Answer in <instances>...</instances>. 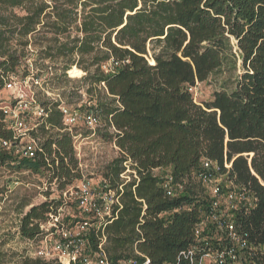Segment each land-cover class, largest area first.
<instances>
[{
	"label": "trees",
	"instance_id": "16d2710c",
	"mask_svg": "<svg viewBox=\"0 0 264 264\" xmlns=\"http://www.w3.org/2000/svg\"><path fill=\"white\" fill-rule=\"evenodd\" d=\"M32 46L40 59L63 60L60 78L77 67L87 93L103 90L101 136L119 149L102 173L119 203L95 220L85 252L98 251L103 232L112 264H196L184 253L211 207L197 176L209 159L256 198L233 217L264 264V0H0V88ZM110 63L118 65L106 72ZM211 78L212 98L197 102L190 89ZM39 104L47 116L30 134L40 149L27 158L0 143V167L45 175L63 193L82 178L73 136L62 131L59 101ZM14 135L1 110L0 141ZM157 169L182 185L178 196L166 194ZM65 204L61 194L31 206L18 234L40 241L49 234L42 225ZM83 219L63 217L67 227ZM214 231L208 222L202 235ZM20 264L60 263L25 254Z\"/></svg>",
	"mask_w": 264,
	"mask_h": 264
},
{
	"label": "built area",
	"instance_id": "2783aa9c",
	"mask_svg": "<svg viewBox=\"0 0 264 264\" xmlns=\"http://www.w3.org/2000/svg\"><path fill=\"white\" fill-rule=\"evenodd\" d=\"M30 63V58L26 60ZM23 63L21 71L11 73L5 82L2 91H11L14 94L15 105L3 108L5 120H7L15 131L14 140L0 141V143L13 150L16 154L30 158L35 151L40 149V145L30 132L34 128L27 127L26 118L22 115L28 110H34L39 118L47 116V112L41 104L35 100L31 90L34 86H42L43 78L38 70L30 63L28 66ZM118 63H110L104 66L106 72L112 71ZM104 85V83L102 84ZM196 86L190 90L193 92ZM26 89L32 93L28 95ZM59 101V108L63 115L62 131L70 132L73 140L82 136L78 133L83 127L95 134L102 125V117L98 110L86 108L81 104L73 106ZM24 131V132H22ZM29 131V132H28ZM29 135V141L21 144L22 137ZM27 134V135H28ZM225 167L231 168V163L226 162ZM160 170H156L158 174ZM159 175V174H158ZM227 174H221L217 163L205 159L202 170L197 174L210 196L212 202L210 209L204 213L201 221L196 227V241L184 254L196 264H257L252 259L253 252L257 249L248 240L241 238L235 228L234 213L240 209H250L255 206L256 198L245 187L228 180ZM122 177H125L122 174ZM163 186L166 194L171 197L178 196L182 192V185L175 184L173 177L169 174L164 176ZM63 195L69 199L74 198L82 213L85 215L83 221L73 227H67L63 221V207L57 214H52L50 221L42 225V228L49 231V234L41 241L40 248L33 253V257H40L47 260H57L60 264H112L103 250L105 235L102 232V241L98 246V251L93 254L85 252L86 235L89 229L110 216L111 207L114 203H119L115 192L108 189L104 184L102 192L95 193L90 187V182L83 180L82 186H72L63 191ZM66 201V199H65ZM208 222L215 224V231L212 236H203V232ZM216 241V244H214ZM200 254L197 258L196 255ZM119 264H136L135 261H122Z\"/></svg>",
	"mask_w": 264,
	"mask_h": 264
},
{
	"label": "rangeland",
	"instance_id": "374dc122",
	"mask_svg": "<svg viewBox=\"0 0 264 264\" xmlns=\"http://www.w3.org/2000/svg\"><path fill=\"white\" fill-rule=\"evenodd\" d=\"M23 14L22 11H18ZM27 59L30 58L31 64L43 78L42 86H34L31 88L34 98L38 103L40 101L59 99L64 103L78 106L82 105L86 108L96 110L97 100L105 101L103 90L97 89L96 93L90 95L86 88L79 81L85 72L77 67H73L68 71V79L60 78L63 60H45L40 59L38 48L29 47L26 51ZM28 66L30 63L24 61ZM21 68L19 71L22 74ZM77 70V71H76ZM60 78V79H59ZM215 79L210 81L197 83L193 91V96L197 102L207 101L212 98V94L216 88ZM28 95L32 93L26 89ZM15 98L11 91L0 92V111L5 107L14 106ZM26 118L27 127L34 128L38 124L39 115L34 110L23 112ZM105 124L102 118V125L95 134H92L86 128L78 130L82 136L74 141L75 156L78 160V169L82 174V178L76 180L73 185H81L83 180L90 182V187L95 193L102 192L103 178L102 173L105 166L115 157L119 155L118 147L113 143L102 138L105 132ZM24 132V131H22ZM29 132V131H28ZM27 132V134H28ZM22 137L21 144L29 141V135ZM127 170L124 175L129 174ZM159 175H169V169L159 171ZM68 187V188H69ZM207 193V192H206ZM49 194V196H47ZM62 198L66 204L63 206L65 216L85 217L80 210L74 198L69 199L63 195L58 189L57 183H50L45 175L34 174L30 171H16L10 167H0V264H20V257L25 254L36 252L41 241L30 242L23 239L18 234L20 220L31 206L40 204L44 201ZM208 194V193H207Z\"/></svg>",
	"mask_w": 264,
	"mask_h": 264
},
{
	"label": "bare ground",
	"instance_id": "6f19581e",
	"mask_svg": "<svg viewBox=\"0 0 264 264\" xmlns=\"http://www.w3.org/2000/svg\"><path fill=\"white\" fill-rule=\"evenodd\" d=\"M77 71V70H76Z\"/></svg>",
	"mask_w": 264,
	"mask_h": 264
}]
</instances>
